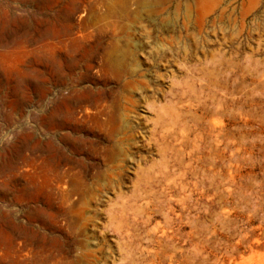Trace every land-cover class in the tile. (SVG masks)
Masks as SVG:
<instances>
[{
	"label": "rangeland",
	"instance_id": "obj_1",
	"mask_svg": "<svg viewBox=\"0 0 264 264\" xmlns=\"http://www.w3.org/2000/svg\"><path fill=\"white\" fill-rule=\"evenodd\" d=\"M0 264H264V0H0Z\"/></svg>",
	"mask_w": 264,
	"mask_h": 264
}]
</instances>
